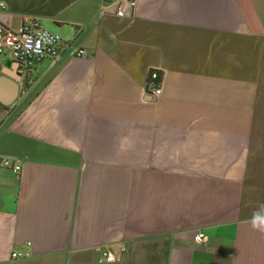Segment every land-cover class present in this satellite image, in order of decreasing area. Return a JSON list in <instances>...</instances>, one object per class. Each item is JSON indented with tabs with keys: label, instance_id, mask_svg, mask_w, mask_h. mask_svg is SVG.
Masks as SVG:
<instances>
[{
	"label": "crops",
	"instance_id": "crops-1",
	"mask_svg": "<svg viewBox=\"0 0 264 264\" xmlns=\"http://www.w3.org/2000/svg\"><path fill=\"white\" fill-rule=\"evenodd\" d=\"M116 1L0 0L75 43L0 54V264H264V0Z\"/></svg>",
	"mask_w": 264,
	"mask_h": 264
},
{
	"label": "built area",
	"instance_id": "built-area-1",
	"mask_svg": "<svg viewBox=\"0 0 264 264\" xmlns=\"http://www.w3.org/2000/svg\"><path fill=\"white\" fill-rule=\"evenodd\" d=\"M137 5V0H118L109 5L103 6L105 11L115 12L118 18L128 17ZM2 9H6L5 4H1ZM75 43L65 44L60 34L45 29L40 21L33 17H25L22 25L14 30L11 27L10 15L4 22H0V54L6 50L10 52L13 60L19 65L20 71L24 76H30L34 69L44 60H60L64 52L72 50ZM84 54L83 50H78V56ZM164 79L158 70L150 73L149 80L145 88V95L151 96L154 102H158L163 94ZM0 166L10 169L15 173L22 170V166L14 163L7 158L1 159ZM195 241L201 244L205 241L204 232H199L195 236ZM31 244H28L30 246ZM109 262H115L116 257L105 253ZM32 256L29 250L16 251L12 253L14 259H26Z\"/></svg>",
	"mask_w": 264,
	"mask_h": 264
},
{
	"label": "water",
	"instance_id": "water-1",
	"mask_svg": "<svg viewBox=\"0 0 264 264\" xmlns=\"http://www.w3.org/2000/svg\"><path fill=\"white\" fill-rule=\"evenodd\" d=\"M18 77H8V75H5V77H8L12 83H8L4 80V78L0 79V91H2L3 87L7 88V90L10 93V98L8 101H2L3 104L10 106L13 104L19 97L20 94V82H21V75L18 72Z\"/></svg>",
	"mask_w": 264,
	"mask_h": 264
},
{
	"label": "clouds",
	"instance_id": "clouds-1",
	"mask_svg": "<svg viewBox=\"0 0 264 264\" xmlns=\"http://www.w3.org/2000/svg\"><path fill=\"white\" fill-rule=\"evenodd\" d=\"M255 226V225H254Z\"/></svg>",
	"mask_w": 264,
	"mask_h": 264
}]
</instances>
